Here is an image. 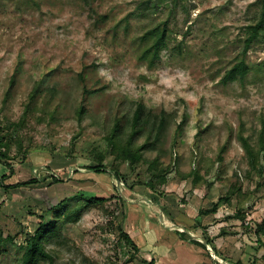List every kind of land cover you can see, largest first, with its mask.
<instances>
[{"label": "rangeland", "instance_id": "374dc122", "mask_svg": "<svg viewBox=\"0 0 264 264\" xmlns=\"http://www.w3.org/2000/svg\"><path fill=\"white\" fill-rule=\"evenodd\" d=\"M143 1L0 0V120L13 75L6 107L13 121L37 83L40 90L56 87L58 94L54 121H38L43 112L37 111L22 130L23 151L12 147L14 174L5 184L39 182L0 187V264H22L23 247L40 216L51 218L49 208L65 198L74 208L94 195L109 200L63 226L64 237L48 245L54 264H148L151 252L135 251L121 235L136 209L182 231L196 223L199 233L189 235L213 242L215 248H208L218 264H264V231H258L264 221V160L251 167L239 140L243 133L256 146L264 128V37L247 52L251 73L243 81L222 82L242 55L259 0H181L176 7L151 0L148 10L140 9ZM164 23L166 44L156 57L144 55L152 39L141 37ZM84 86L100 91L87 96L80 123ZM140 103L153 119L164 114L166 123L143 159L122 162L104 135L116 116L131 117ZM25 151L31 153L27 160ZM102 154L108 170L118 168L124 178L90 171ZM157 157L161 165L154 169ZM195 171L196 182L190 176ZM8 173L0 162V178ZM51 174L63 180L54 183ZM235 184L241 190L226 202ZM78 192L85 197H74ZM215 204L217 213L200 214Z\"/></svg>", "mask_w": 264, "mask_h": 264}, {"label": "trees", "instance_id": "16d2710c", "mask_svg": "<svg viewBox=\"0 0 264 264\" xmlns=\"http://www.w3.org/2000/svg\"><path fill=\"white\" fill-rule=\"evenodd\" d=\"M88 0H84L87 3ZM174 7H176L181 0H169ZM151 0H145L142 2L140 9L148 10L150 9ZM260 4V13L257 20L247 26V36L245 38V46L241 56H238V59L233 63L231 68H229L223 78L222 82L224 84H228L236 81H243L252 71L251 66L246 61V55L254 42L264 37V0H259ZM93 11V9H91ZM100 21H104L106 19V15L100 16ZM99 19L96 20L98 24ZM167 26L166 23L163 24L162 27L159 25L155 28L149 30L145 33L144 36L141 37V40H145L147 37H151L152 42L148 44V47L143 52L144 55L152 52L153 57H156L159 54V51L166 44L167 39ZM80 78L85 80V74L81 73ZM15 84V75L12 76L10 81V86L5 93V98L3 101V119L0 120V162L8 168L9 173L1 176L0 178V187L8 190H15L22 188L24 185H30L34 183H38V179H31L28 182H19L16 184H5V181L10 178L14 174V156L12 155V147L13 145L19 146V151H23L22 149V130L27 126L29 122H31L34 118H36L37 111L43 112L42 115L38 116V121L48 119L50 122H53L55 119V109L52 108L54 104V100L57 97L56 87H48L44 90H40V83H37L35 89L30 93L28 101L23 104V113L19 117L18 121H13L10 114L6 111V107L8 106V102L11 98V92L13 86ZM100 91V89H91L87 86H84L83 99L80 101L77 114L80 123H82L84 115L87 113L86 107V98L88 95H93ZM1 118V116H0ZM159 119V120H158ZM166 123V118L164 114L157 118V116L152 118L150 114H148L145 110V106L143 104H138L136 109L133 112V115L127 118L126 115L116 116L115 122L113 126L106 131L105 139L107 140L109 146L112 149V154L116 159L121 160L122 162L129 161L131 164L137 163L139 160L144 158V151L151 148L155 145V143L160 138V133ZM149 127H151L149 131ZM180 126L178 127V130ZM149 134L147 136V132ZM155 134V136H154ZM145 141L143 144H137V139L141 136H145ZM154 136V138H153ZM239 140L245 150L246 156L248 157L249 163L251 167L259 165L260 160H264V128L261 131L257 145H253L249 137L244 136L243 133L239 134ZM227 149V145H223L220 148L218 154V161L222 162L224 157L223 154ZM31 154V153H30ZM28 151H25L24 158L27 160L29 158ZM52 154V153H50ZM104 155L98 157L97 165L94 167H89L90 171H93L98 174L102 173H111L117 179L124 178L120 174L118 168H114L112 170H108V168L103 163ZM24 160V161H25ZM161 165L160 157L152 160V166L154 169H158ZM51 167V166H48ZM75 173L80 174V171L77 169ZM168 174V170H164V174L161 175V179L163 182L166 181V176ZM190 176H193V181L196 182L199 177V171L192 172ZM52 181L54 183H58L63 179L50 175ZM148 184L155 188V184L148 182ZM241 185L236 187V184L231 189V192L227 194L224 198L226 202H231L232 196L236 191L240 192ZM74 197L84 198L85 195L83 192H78ZM87 197V196H86ZM123 200V197L121 196ZM109 200L107 197L103 196H89L80 204H77L74 208H71L70 198H65L61 200L57 205L48 209L51 213V218L48 219L45 216H40V223L34 234L30 235L27 239L26 245L24 248V254L22 257V264H40L41 262H47L48 264H54L55 256L48 249V245L55 242V240L61 239L64 237L63 235V226L69 222H76L80 214L83 210L89 209L93 206L104 204ZM222 200V201H224ZM218 204H215L213 207L203 210L200 212L202 215H210L217 213ZM180 224V223H178ZM181 225V224H180ZM186 230H196L198 229L196 223L193 227L183 225ZM260 232L264 231V221L259 226ZM181 238L187 240L191 237L188 235L186 231L180 232ZM122 237L129 243V245L135 250L140 252L139 246L133 240V238L126 231L121 230ZM195 244L201 246L203 249L208 251L207 244L212 245L214 248V244L211 241L200 242L194 239H191ZM148 264H155V259H151ZM238 264H241L239 261Z\"/></svg>", "mask_w": 264, "mask_h": 264}, {"label": "crops", "instance_id": "0c3cea01", "mask_svg": "<svg viewBox=\"0 0 264 264\" xmlns=\"http://www.w3.org/2000/svg\"><path fill=\"white\" fill-rule=\"evenodd\" d=\"M145 214L137 209L129 212L131 226L128 233L140 249L146 248V251L151 252L155 264H218L216 256L208 248L211 245H206V251L191 241L203 242L197 234L191 237L190 230H187L191 239L184 240L181 238V228H172L160 222V219L154 220ZM197 230H191V233H199Z\"/></svg>", "mask_w": 264, "mask_h": 264}]
</instances>
